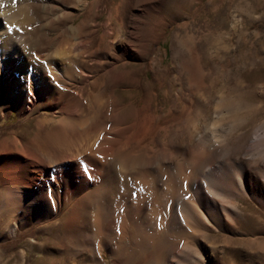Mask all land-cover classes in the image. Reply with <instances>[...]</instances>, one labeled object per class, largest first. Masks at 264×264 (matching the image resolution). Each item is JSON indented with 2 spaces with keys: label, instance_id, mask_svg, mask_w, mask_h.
Instances as JSON below:
<instances>
[{
  "label": "rangeland",
  "instance_id": "obj_1",
  "mask_svg": "<svg viewBox=\"0 0 264 264\" xmlns=\"http://www.w3.org/2000/svg\"><path fill=\"white\" fill-rule=\"evenodd\" d=\"M0 30V80L9 66L57 65L52 49L80 40L79 56L66 50L63 64L90 70L88 82L103 75V85L118 69L115 93L144 126L139 143L128 132L120 144L152 156L116 167L111 202L100 195L91 209L103 224L86 230L55 224L77 196L45 219L35 206L9 219L0 182V264H264V0H0ZM53 78L65 87V76ZM44 104L19 114L4 103L0 139L17 132L25 140L38 119L57 118ZM111 144L104 164L121 147ZM124 231L133 242L117 244Z\"/></svg>",
  "mask_w": 264,
  "mask_h": 264
},
{
  "label": "bare ground",
  "instance_id": "obj_2",
  "mask_svg": "<svg viewBox=\"0 0 264 264\" xmlns=\"http://www.w3.org/2000/svg\"><path fill=\"white\" fill-rule=\"evenodd\" d=\"M77 2H80V0H77ZM20 14L23 18V11ZM110 17L111 14L108 16V19ZM105 29L104 35L107 37L110 32L107 27ZM69 31L71 32V30ZM116 32L118 33L119 30ZM78 42L72 44V47L69 45V47H66L67 44L62 42L63 44H59L55 50L51 48L53 58H56L54 59L55 63L58 58L57 65L53 64L54 66L51 65L50 67L36 65L34 67L13 68L8 64L9 68L2 71L3 80H0V111H2L4 103H10L11 106L16 107L19 114L33 113L35 110L37 111L42 103H45L44 105L53 109L58 116L57 118L42 117V119H38L36 131L25 140L17 132L8 133L0 139L1 192L9 194L8 200L2 201V206L5 212L8 211L6 214L9 216V219L13 214L12 212L25 211L26 207L31 206L37 208L35 211L37 220L45 219L46 214H50L53 209H61L65 202L77 196L71 200L68 211L66 210L65 214L61 218H58L55 224H61L62 230H66L72 224L74 227L77 226V229L86 230L90 221L91 223L98 221L91 218V209L97 197L101 195L105 199L104 202L106 203L107 201L108 203L110 195L116 192L118 188V178L115 174L116 167L119 169L123 167V170L132 169L134 167H141L152 160V156L147 151H144L145 149L143 150L142 147L138 146L134 151L127 152L128 150L126 151V147L124 146L125 143L123 146L120 144V142L125 141L123 139L127 136L128 132L131 135V139L139 143L138 140L139 138L141 139L140 136L144 131V126L141 122L137 123L136 118L139 110L134 108V104L130 102V105L132 104L130 106L129 104L121 103V100L115 93L122 76L120 72H117L118 69L113 71L111 68V70L107 71L109 82L103 85V75L101 77L98 75L99 78H96V76L88 82V79L84 76L90 70L83 69V67L81 69L79 67L76 68L73 64L65 65L61 62L64 59V51L66 50H70L69 53L74 52V58L79 56V52L75 51L85 47V43L83 40ZM61 54L62 56H60ZM68 54L66 57L72 55ZM25 58L26 60L28 59V57ZM31 61L29 59V62ZM67 61L69 60L67 59ZM56 74H62L66 77L67 82H65V87L58 86L56 79L53 78ZM74 82H78L79 88L71 91L69 86ZM122 82L124 81L122 80ZM86 83L89 85L88 89H84ZM143 107L145 106L143 105ZM115 116L116 120L113 119ZM129 117H132L134 121L125 125L124 121ZM141 120L143 121V119ZM108 122L111 123L110 126L107 125ZM144 122L146 123L145 119ZM108 134L120 136L114 140L113 138L116 135L110 138L112 135L109 136ZM261 138L262 136L256 133L253 140L256 143ZM110 142H113L112 144L116 143V146L120 144L121 147L118 146L116 152H114L115 154L113 153V159L109 163L104 164L101 157L110 151V155L112 154ZM110 155L109 158H111ZM98 173L99 176H96ZM95 176L98 177L97 179L100 183L96 187L97 189L89 191V188L92 187L91 185L95 183H93ZM238 181L240 187L245 189L246 185L241 176H238ZM213 193L216 194V192ZM190 207L193 206L191 205ZM194 208L190 210H194ZM114 221L112 218L105 221L102 228L106 233L113 232L111 230L113 229L112 224H114ZM98 222L101 223L100 221ZM102 224H97V226ZM106 238L103 237L101 241L106 242ZM139 239L135 241L136 244L139 242ZM133 240L131 236H128L126 231L122 232L121 235L115 236L116 243L121 245L126 241L132 243ZM137 245L135 247H138ZM140 245L142 246V244Z\"/></svg>",
  "mask_w": 264,
  "mask_h": 264
}]
</instances>
